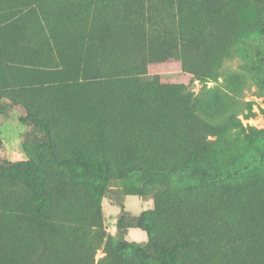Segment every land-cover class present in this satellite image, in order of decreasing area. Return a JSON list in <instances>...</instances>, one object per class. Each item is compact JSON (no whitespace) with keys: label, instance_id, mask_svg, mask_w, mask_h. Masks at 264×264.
Returning a JSON list of instances; mask_svg holds the SVG:
<instances>
[{"label":"rangeland","instance_id":"1","mask_svg":"<svg viewBox=\"0 0 264 264\" xmlns=\"http://www.w3.org/2000/svg\"><path fill=\"white\" fill-rule=\"evenodd\" d=\"M141 1L98 0L87 26L77 13L92 0H0V235L22 239L35 264H136L119 244L149 234L120 222L154 211L163 241L180 225L191 238L244 241L253 257L254 244L249 264H264L258 162L198 190H98L74 184L50 162L45 132L20 120L48 123L62 158L111 181L132 168L186 179L191 159L194 172L227 173L264 157V0H149L144 13ZM101 21L111 34L93 29ZM31 175L47 197L41 214ZM164 200L181 202V219L161 214Z\"/></svg>","mask_w":264,"mask_h":264},{"label":"trees","instance_id":"2","mask_svg":"<svg viewBox=\"0 0 264 264\" xmlns=\"http://www.w3.org/2000/svg\"><path fill=\"white\" fill-rule=\"evenodd\" d=\"M98 0H92L91 6L87 7V11H78L77 17H82L84 25H90V19H94L97 16L98 7L95 4L94 9L91 7ZM30 7L28 1L22 4V8L26 9ZM149 9V0L141 1L137 9L144 13L145 9ZM109 12L115 14L113 8L108 9ZM152 14V13H150ZM93 15V17H92ZM149 13L147 14V16ZM137 18L143 16V20L146 17L137 13ZM140 16V17H139ZM153 24V23H151ZM95 25H101L104 32L112 33V24L109 21H101L100 23H95ZM152 27H156L151 25ZM110 31V32H109ZM116 38L118 35H114ZM92 41V39H91ZM20 120L23 123H27L36 127H40L45 132L44 145L47 148L50 162L57 166L62 167L67 170V174L70 180L76 185H88L98 190H107L113 184L117 187L124 189H136L138 191H145L149 186L157 183H170L177 187L181 192L198 190L205 186L221 185L231 179L238 178L242 174L247 173L251 170L253 165L258 162L257 165L264 166V157H261L258 161H249L242 168L234 170L227 173L221 172H194L193 167L195 166L197 160L191 159L185 167V172H191L190 177L182 179L181 177L169 173V172H159L153 175H143L136 168L129 169L119 176L116 177L114 181H111L104 175L98 174L88 168H77L73 165L70 160L62 158L58 152L57 145L53 138L51 137V128L48 123L35 118L30 113L22 116ZM190 136V131L187 132ZM30 171V169H29ZM7 172V168L0 174L1 176ZM194 172V173H193ZM33 188L37 196L38 201V212L41 214L47 205V197L42 192V187L40 182L32 177ZM164 204L160 207L159 204L156 205L155 210L160 207L163 209L161 214L165 216L167 220H172L174 218H182V205L176 200H164ZM160 208L157 210L159 211ZM156 214L152 211L148 215ZM144 215L137 221H128L126 216H123L120 224L123 228H141L147 231L149 234V242L142 243L139 245H130L129 243H120L119 249L121 253H127L129 248H134L136 251V257L138 261L136 264H187V261H191L190 264H249L255 260L257 255L254 253L255 245L253 244L251 248V253L254 255H247L245 249L248 247L244 241H231L225 237L222 238L218 235H212L209 241H204L200 237L191 238L188 237L183 228L179 225L176 232L172 233L166 238V241L161 240L156 236L154 227L151 223H148L147 216ZM207 240V239H206ZM230 244V245H229ZM228 247L235 248V250L228 254L226 253ZM21 248L24 249L23 240L20 238L8 237L5 234L0 235V264H35V260L26 258L24 253L21 252ZM183 254H187L188 259H185ZM21 256L23 262L21 263ZM258 261V258H256Z\"/></svg>","mask_w":264,"mask_h":264}]
</instances>
